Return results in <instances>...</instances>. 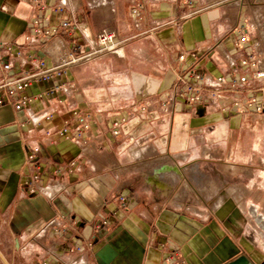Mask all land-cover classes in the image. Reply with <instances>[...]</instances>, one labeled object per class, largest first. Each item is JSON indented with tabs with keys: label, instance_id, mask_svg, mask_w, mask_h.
Instances as JSON below:
<instances>
[{
	"label": "crops",
	"instance_id": "1",
	"mask_svg": "<svg viewBox=\"0 0 264 264\" xmlns=\"http://www.w3.org/2000/svg\"><path fill=\"white\" fill-rule=\"evenodd\" d=\"M73 16L86 47L106 29L123 48L34 85L25 109L0 107V264H167L173 252L182 264H264V201L251 208L256 221L246 207L254 186L264 196V113L232 106L264 99V81L204 105L173 88L190 69L252 79L241 61L264 64V0H0V40L57 62L72 38L59 31L27 47L25 37L35 17L56 27ZM242 26L250 41L239 48ZM73 112L93 116L85 142L72 140Z\"/></svg>",
	"mask_w": 264,
	"mask_h": 264
},
{
	"label": "built area",
	"instance_id": "2",
	"mask_svg": "<svg viewBox=\"0 0 264 264\" xmlns=\"http://www.w3.org/2000/svg\"><path fill=\"white\" fill-rule=\"evenodd\" d=\"M141 6L133 9L134 14H138ZM44 9V7L42 8ZM64 9L57 8L56 12H62ZM59 31H63L68 37L73 39L74 48L57 62L49 63L45 59L39 58L32 52L20 48L12 43H7L0 40V107L13 104L16 110H22L28 107L33 98L24 95V92L33 88L39 83H50L63 78H67L70 70L74 66L88 63L94 59L100 58L108 54L119 55L123 48V42L117 37L114 32L102 30L96 41L90 43L86 47L79 42L78 36L83 35L81 25L77 17L62 20L61 24L56 27H45L43 19L35 17L32 21V32L25 37L27 47L41 45L47 40L54 38ZM249 35L245 26L236 30V47H244L249 43ZM88 48V49H86ZM184 60V56L181 57ZM243 68L252 67L255 69L252 79L246 75H239L236 71L229 75H218L208 77L201 75L196 69H190L187 75L179 78L174 84L175 93L185 99L189 104L204 105L211 101L226 99L225 90L242 89L250 83L264 81V64L262 65L256 59L254 54L241 61ZM67 83H62L51 88L48 93L66 91ZM232 106L235 111L242 113H264V99L256 94L251 95L247 100L235 99L232 101ZM223 111H227L224 107ZM73 118L78 120V127L72 140L84 141L85 134L92 128L93 116L90 113L73 112ZM51 114L45 116V119L50 120ZM62 134L70 138L68 129H64ZM112 134L118 136L120 134V122L112 124ZM39 152V148L33 150L30 159L35 158V153ZM37 166L34 167V177L28 182L32 191L38 187V182L41 178V173L37 171ZM120 208L124 211L128 210V204L131 200L129 195H119L116 198ZM109 227L107 220H102L98 226ZM179 252H173L166 259L167 264H182L178 258Z\"/></svg>",
	"mask_w": 264,
	"mask_h": 264
},
{
	"label": "rangeland",
	"instance_id": "3",
	"mask_svg": "<svg viewBox=\"0 0 264 264\" xmlns=\"http://www.w3.org/2000/svg\"><path fill=\"white\" fill-rule=\"evenodd\" d=\"M200 180H198L197 179V183L198 184H200ZM231 184L232 183H236L237 185H241L243 182L242 181H236V182H230ZM247 184H249L248 182H247ZM240 188V192H241V195H239V196H237L236 197V199L240 202V203H244L243 202V199H244V196L242 195V193L246 190L244 187H243V185H241V186H237V189H239ZM256 190V186H254V189H253V191H251V192H253V193H251V196L249 195V197L250 198H247V199H251V202H249V203H247L246 204V207L248 208L247 209V216L248 217H250V218H252L251 216H252V213H251V208H253V207H256V205L260 202V201H264V196H259V193H258V191H255ZM238 191V192H239ZM249 193H247V195H248ZM254 201H258V202H254ZM221 214V213H220ZM258 214H259V216H261L262 217V220H263V222L262 223H264V212H258ZM222 215V214H221ZM252 220H255L256 221V219H253L252 218ZM264 228V227H263ZM264 244V243H263Z\"/></svg>",
	"mask_w": 264,
	"mask_h": 264
},
{
	"label": "bare ground",
	"instance_id": "4",
	"mask_svg": "<svg viewBox=\"0 0 264 264\" xmlns=\"http://www.w3.org/2000/svg\"><path fill=\"white\" fill-rule=\"evenodd\" d=\"M171 168V167H170ZM173 168V167H172ZM221 213H224V212H221Z\"/></svg>",
	"mask_w": 264,
	"mask_h": 264
}]
</instances>
